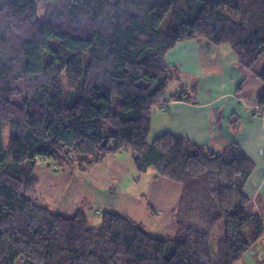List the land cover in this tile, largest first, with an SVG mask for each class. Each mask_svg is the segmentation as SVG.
<instances>
[{
    "label": "trees",
    "instance_id": "16d2710c",
    "mask_svg": "<svg viewBox=\"0 0 264 264\" xmlns=\"http://www.w3.org/2000/svg\"><path fill=\"white\" fill-rule=\"evenodd\" d=\"M202 38L229 45L262 81L264 112V0L0 4V264H236L263 237L264 220L245 209L255 164L238 143L217 153L172 134L149 142L152 110L179 79L167 54ZM197 89L171 98L196 100ZM128 149L140 173L183 185L173 237L114 210L95 227L83 209L63 216L41 202V161L83 173Z\"/></svg>",
    "mask_w": 264,
    "mask_h": 264
},
{
    "label": "crops",
    "instance_id": "0c3cea01",
    "mask_svg": "<svg viewBox=\"0 0 264 264\" xmlns=\"http://www.w3.org/2000/svg\"><path fill=\"white\" fill-rule=\"evenodd\" d=\"M166 60L179 79L169 87L164 101L168 103L152 110L149 142L172 134L217 153L238 143L255 164L244 186L250 199L246 213L264 220V112L258 104L262 81L238 64L229 45L205 38L178 43ZM194 84L196 100H172L181 85ZM35 177L41 202L63 216L83 209L97 227L102 219L96 218L114 210L141 223L154 237L164 239L169 232L175 233L174 212L183 185L158 176L153 169L140 173L130 149L110 155L83 173L41 161ZM236 264H264V235Z\"/></svg>",
    "mask_w": 264,
    "mask_h": 264
},
{
    "label": "rangeland",
    "instance_id": "374dc122",
    "mask_svg": "<svg viewBox=\"0 0 264 264\" xmlns=\"http://www.w3.org/2000/svg\"><path fill=\"white\" fill-rule=\"evenodd\" d=\"M222 10H223L228 16H230L231 18H233V19H235V20H238L237 15H236L235 13L231 12L229 9L223 7ZM171 17H172V10H171V12L169 13V16H168V17L165 19V21L163 22V25H166V24L169 22V20H170ZM58 43H59V42H58L57 40H53V41L51 42V45L54 47V46L58 45ZM48 59H49V56L46 57V61H48ZM262 64H264V55L262 56L261 61H260V65H262ZM65 79H66V77H65ZM116 101H120V102H121V100H119V99H117ZM3 129H4V134H5V142H6V145H8V141H9V138H10V125H9V123L5 122V123L3 124ZM47 164H48V163H47ZM38 194H39V193H38ZM96 219H102V216H101V217H98V218H96ZM89 223H90L91 226H94V223H93V221L90 219V217H89ZM168 234H169V236H166V238H168V237H173V236H174V233H173V232H172V233L169 232ZM18 264H23V261H22V260H19Z\"/></svg>",
    "mask_w": 264,
    "mask_h": 264
},
{
    "label": "built area",
    "instance_id": "2783aa9c",
    "mask_svg": "<svg viewBox=\"0 0 264 264\" xmlns=\"http://www.w3.org/2000/svg\"><path fill=\"white\" fill-rule=\"evenodd\" d=\"M168 102H163V103H161L160 105H164V104H167Z\"/></svg>",
    "mask_w": 264,
    "mask_h": 264
},
{
    "label": "water",
    "instance_id": "95a60500",
    "mask_svg": "<svg viewBox=\"0 0 264 264\" xmlns=\"http://www.w3.org/2000/svg\"><path fill=\"white\" fill-rule=\"evenodd\" d=\"M48 166H50V163H48Z\"/></svg>",
    "mask_w": 264,
    "mask_h": 264
}]
</instances>
